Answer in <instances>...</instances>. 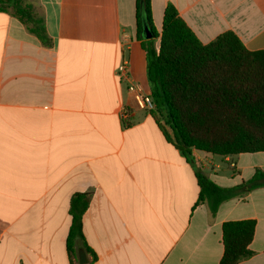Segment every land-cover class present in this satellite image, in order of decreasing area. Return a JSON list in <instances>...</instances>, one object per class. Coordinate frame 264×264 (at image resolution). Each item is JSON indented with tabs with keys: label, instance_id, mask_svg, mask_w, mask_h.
Returning a JSON list of instances; mask_svg holds the SVG:
<instances>
[{
	"label": "crops",
	"instance_id": "0c3cea01",
	"mask_svg": "<svg viewBox=\"0 0 264 264\" xmlns=\"http://www.w3.org/2000/svg\"><path fill=\"white\" fill-rule=\"evenodd\" d=\"M24 1L48 44L0 12V264H79L82 241L77 257L67 248L76 194L92 196L82 224L93 264H219L223 224L242 220L257 226L239 264H264V187L212 215L196 177L236 187L264 172V152L188 158L137 105L131 84L151 95L137 0ZM168 5L203 44L230 31L264 50V0H151L159 36Z\"/></svg>",
	"mask_w": 264,
	"mask_h": 264
},
{
	"label": "trees",
	"instance_id": "16d2710c",
	"mask_svg": "<svg viewBox=\"0 0 264 264\" xmlns=\"http://www.w3.org/2000/svg\"><path fill=\"white\" fill-rule=\"evenodd\" d=\"M0 12L24 24L42 43L48 36L32 5L24 0H0ZM139 36H151L144 46L147 76L154 109L173 132L176 146L191 156L192 150L214 156H238L264 152V50L251 52L233 33L226 32L209 44L196 37L176 8L168 5L161 35L154 28L151 0H137ZM147 29V30H146ZM160 38L156 49L154 40ZM196 177L199 201L212 215L233 198L264 187V172L242 184L223 188L201 170ZM90 194L71 199L72 225L68 251L77 257L76 242L96 261L83 235L82 220L90 207ZM255 220L229 221L222 226L224 253L219 264H239L253 257Z\"/></svg>",
	"mask_w": 264,
	"mask_h": 264
},
{
	"label": "built area",
	"instance_id": "2783aa9c",
	"mask_svg": "<svg viewBox=\"0 0 264 264\" xmlns=\"http://www.w3.org/2000/svg\"><path fill=\"white\" fill-rule=\"evenodd\" d=\"M127 62H123L121 65L117 68V74L120 78H127L128 77V68H127ZM129 91L134 94V99L137 103V105L144 110L151 111L154 109V103L151 98V95H146L143 93L141 87L137 84H131L129 86ZM125 118V115H123Z\"/></svg>",
	"mask_w": 264,
	"mask_h": 264
},
{
	"label": "water",
	"instance_id": "95a60500",
	"mask_svg": "<svg viewBox=\"0 0 264 264\" xmlns=\"http://www.w3.org/2000/svg\"><path fill=\"white\" fill-rule=\"evenodd\" d=\"M150 37L151 36L147 33V38L150 39ZM78 260H79V264H88L89 263V259L87 257V254L85 253V251L83 249H81L78 253Z\"/></svg>",
	"mask_w": 264,
	"mask_h": 264
}]
</instances>
